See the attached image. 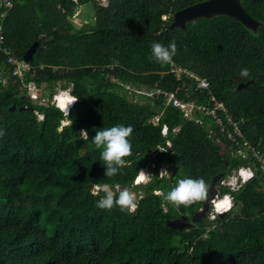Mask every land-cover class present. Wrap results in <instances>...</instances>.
Listing matches in <instances>:
<instances>
[{"label":"trees","instance_id":"1","mask_svg":"<svg viewBox=\"0 0 264 264\" xmlns=\"http://www.w3.org/2000/svg\"><path fill=\"white\" fill-rule=\"evenodd\" d=\"M11 1L0 44V264H264L261 163L250 151L220 153L205 125L187 120L165 98L157 104L153 97L177 90L178 99L208 106L213 96L226 109L218 114L237 123V142L262 152L264 0H241L261 24L255 33L224 16L169 29L176 11L206 0H108L104 16L79 29L69 19L77 6H96L95 0ZM34 42L33 61L20 80L5 53L23 59ZM153 42H175L170 63L152 58ZM244 67L249 78L240 82ZM175 68L188 74L177 79ZM191 74L205 79L209 89H197ZM28 83L48 98L57 88H69L77 97L68 116L72 123L61 127L58 109L30 101L23 87ZM240 83L248 86L238 89ZM128 85L146 102L119 94L117 89ZM155 117L156 126L147 122ZM116 124L132 126L133 154L127 157L132 163L106 178L91 139L99 128ZM162 125L168 128L165 137ZM152 164L150 181L133 186L138 171ZM163 165L169 176L158 178ZM240 166H250L254 178L235 191L218 189L220 196H231L230 212L209 220L208 210L182 231L166 225L182 216L190 221L202 209L203 201L177 210L163 199L178 179L203 178L209 186L215 175L225 177ZM102 183L119 185L117 193L134 192L136 209L97 208L99 195L92 186Z\"/></svg>","mask_w":264,"mask_h":264},{"label":"clouds","instance_id":"2","mask_svg":"<svg viewBox=\"0 0 264 264\" xmlns=\"http://www.w3.org/2000/svg\"><path fill=\"white\" fill-rule=\"evenodd\" d=\"M166 17V16H165ZM167 19V17H166ZM152 58L160 63V64H167L172 61V57L176 54V44L175 42H169L167 45L162 44L160 42H153L150 48ZM249 78V70L248 68L244 67L241 68L238 80L240 82H246ZM68 89V91H67ZM61 90L64 95L61 99L60 106H54L58 109L61 114L63 115L64 119L61 122L62 126H68L72 123L71 119L68 118L70 110L74 107L77 103V97L73 96L70 92L69 88L65 89H58L50 98L52 99L54 95H57V92ZM63 123V124H62ZM163 126V125H162ZM167 127V126H166ZM162 128V127H161ZM216 133L213 136H208L211 139H216L221 141L225 144V142L219 138L222 136L217 133V130H214ZM133 129L132 126L129 124L127 126L122 124H116L110 127H101L95 131V135L91 139L92 145L99 150V160L103 162L104 168V177L106 178H113L117 175L121 174L122 168L124 166L130 165L132 163L131 160L127 159V157L132 156V144H131V135ZM168 133V128H167ZM81 135L87 138V133L85 131H81ZM165 137V136H164ZM224 139L225 137L222 136ZM231 145H228L230 148ZM163 151V150H161ZM164 166V167H163ZM158 169V178L168 176L163 175L159 177V173L161 171H165L168 175V166L163 165ZM154 165H150L149 167L142 168L138 171V174L133 180V186L142 185L145 179H150L152 175V170ZM149 172L150 174H147ZM254 178V171L250 166H240L235 170H232L230 174H227L222 179L233 183V188H231V184L226 187L229 191L237 190L241 185L249 182ZM136 180L140 183H137ZM150 181V180H149ZM218 183L216 185L217 194L213 200L209 202V213L208 218L214 217L216 215H223L229 212L232 209L233 201L231 196L226 193L223 195H219ZM115 188H119V185H110L109 183H102L98 185L92 186V191L94 195H99V198L96 200V207L100 209H111L113 206H118L120 211H129L132 212L137 207V196L134 192L129 191L127 188H123L118 191H114ZM102 193V195H100ZM208 196V185L205 183L203 178H191L185 177L178 179L174 186L168 189L166 192L163 193V199L169 203H171L177 210L180 206H184L188 208L189 206L193 205L196 202L204 201ZM216 202H222L221 204L217 205L218 208H224L227 210H216ZM200 211V210H199ZM206 213V214H207ZM213 215V216H211Z\"/></svg>","mask_w":264,"mask_h":264},{"label":"built area","instance_id":"3","mask_svg":"<svg viewBox=\"0 0 264 264\" xmlns=\"http://www.w3.org/2000/svg\"><path fill=\"white\" fill-rule=\"evenodd\" d=\"M13 7V3L11 0H0V44L4 40V36L2 33L3 26L2 22L6 19L9 12L11 11ZM163 20H166V17H162ZM7 57V62L10 64L11 67H13V73L12 75L17 76L20 80L23 76L24 72H27L29 70V63L25 62L23 59H17L15 58L11 52L7 51L5 53ZM177 79H180V74L182 73L184 76L188 74L187 72L184 74L185 71H181L179 68L173 69ZM192 79L195 81L197 85V89L199 90H208L209 89V83L205 80L200 78L197 75L191 74ZM23 87L25 88V95L29 98L30 101L40 103H45L47 105H54V106H60L61 99L63 98L62 95L64 93L59 90L57 92V95H54L52 99H48L47 93H43L40 88H38L33 83L24 84ZM175 92H169L164 93L163 98L166 99L167 103H171V105L177 109H179L184 117H187V119H192L196 122H200L201 124L205 125L206 130L209 134V136L215 135V131L213 128L217 130V133L224 136L225 139H227L230 143V150L233 155L236 154H244L247 151H250L252 153V157L256 158L257 161L261 163L260 168L264 171V147L262 148V152L257 151L255 147L247 143L246 141L237 142V137L240 138L241 135L238 130L237 123L226 114L224 116L219 115L218 113H226L225 107L219 103L213 96H211L212 104H208V106L205 105H197L195 101L192 102H185L182 99H178L175 95ZM161 92H156L153 97L156 98V96ZM209 94V93H208ZM38 119H42V115H37ZM159 118L155 117L153 119H149L150 124L153 126H156L158 124ZM63 124V123H62ZM230 128V130H229ZM176 129H173V132ZM161 135L166 136L167 135V127L166 125H163L161 128ZM166 145L169 146L170 144L166 142ZM163 150L162 148L159 150ZM164 151V150H163ZM147 174H150L149 172H146ZM167 175L168 174L165 171H161L159 173V177ZM229 184H231V188H233V183H230L226 181L225 179H222L218 183V187H226ZM222 210H227L222 208ZM213 216V215H211Z\"/></svg>","mask_w":264,"mask_h":264},{"label":"water","instance_id":"4","mask_svg":"<svg viewBox=\"0 0 264 264\" xmlns=\"http://www.w3.org/2000/svg\"><path fill=\"white\" fill-rule=\"evenodd\" d=\"M218 16L229 17L239 22L249 31L255 33L260 27V23L252 18L241 4V0H206L199 2L183 9L176 11L172 16V21L169 25V29H181L185 30V27L188 23H191L198 19H209ZM37 49V43L34 42L26 50L23 55V60L27 63H32L33 55ZM248 86V83L238 84V89L245 88ZM163 100V94L159 93L155 98V103L160 104ZM26 109L25 107H20L18 110L22 111ZM10 111L15 110V105H12L9 109ZM29 110H32L29 108ZM177 171V167H174L170 173L172 178ZM221 178V174L215 175L209 186H208V197L202 203V209L196 212L190 221H186V217L182 216L174 220H169L166 222V225L171 229H177L182 231L184 229H189L192 226L193 222L200 221L209 210V202L213 200L217 194L216 185L218 180Z\"/></svg>","mask_w":264,"mask_h":264},{"label":"rangeland","instance_id":"5","mask_svg":"<svg viewBox=\"0 0 264 264\" xmlns=\"http://www.w3.org/2000/svg\"><path fill=\"white\" fill-rule=\"evenodd\" d=\"M95 5L96 6H91V5H83V6L79 5V6H77V8L73 12L72 18L69 20L75 26H77L78 29L83 26V25H81L82 23L85 24L87 27H90L91 25L97 23L98 17L104 16V11L109 8V2H108V0H95ZM110 79H112V81H114V82H117V80L113 79L112 77ZM2 83L4 84L5 81L3 80ZM57 85H59V84H57ZM57 90H58V88L54 92H56ZM117 90H118L119 94L125 96V98L127 100L132 101L133 103L142 104V103L146 102L145 99L139 97V95H138L139 92L135 91V87H133L131 85H128L126 87H120ZM67 91H68V89H67ZM185 118L187 119V117H185ZM187 120L194 121L192 119H187ZM147 122L150 123L149 120ZM194 123H196V122L194 121ZM197 124L201 125L200 122H198ZM177 131H178V129L176 128V130L174 132H177ZM212 140H213V145L219 149L220 153H224L225 150L230 151V149L221 141L216 140L214 138ZM149 180L150 179H145L143 181L142 185L147 183ZM142 185H140V187ZM214 217H210V219L209 218L208 219L213 220Z\"/></svg>","mask_w":264,"mask_h":264},{"label":"bare ground","instance_id":"6","mask_svg":"<svg viewBox=\"0 0 264 264\" xmlns=\"http://www.w3.org/2000/svg\"><path fill=\"white\" fill-rule=\"evenodd\" d=\"M136 181H137V180H136ZM142 181H143V180H141V181H139V182L137 181V183H140V182H142ZM215 203H216V206H215L216 210H217V211H218V210H221L222 208H218L217 205L221 204L222 202H219V203H218V202L215 201Z\"/></svg>","mask_w":264,"mask_h":264}]
</instances>
